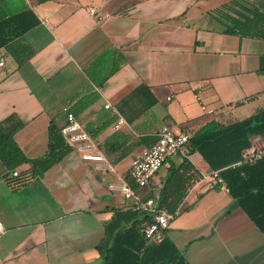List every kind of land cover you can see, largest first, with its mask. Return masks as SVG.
Wrapping results in <instances>:
<instances>
[{
	"label": "crops",
	"instance_id": "obj_1",
	"mask_svg": "<svg viewBox=\"0 0 264 264\" xmlns=\"http://www.w3.org/2000/svg\"><path fill=\"white\" fill-rule=\"evenodd\" d=\"M232 1L0 0V19L36 21L19 39L35 51L27 62L0 48V122L21 118L15 140L36 159L48 151L50 124L63 128L72 112L105 157L85 159L64 135L73 150L38 177L15 176L0 158V264L102 261L97 246L113 210L137 208L120 185L145 149L107 152L113 133L159 137L168 125L192 136L264 109V40L226 34L211 15ZM186 156L201 177L165 234L190 264H264V232L199 152L170 157L147 187L130 184L141 203L156 205L168 169Z\"/></svg>",
	"mask_w": 264,
	"mask_h": 264
},
{
	"label": "trees",
	"instance_id": "obj_2",
	"mask_svg": "<svg viewBox=\"0 0 264 264\" xmlns=\"http://www.w3.org/2000/svg\"><path fill=\"white\" fill-rule=\"evenodd\" d=\"M211 15L224 25L226 34L264 40V0H233L213 10ZM25 18L18 15L0 19V48L7 47L18 65L27 62L35 52L19 41L36 23ZM23 126L24 122L16 113L0 122V158L10 171H17L23 178L38 177L73 150L62 127L52 122L47 153L29 159L15 140V134ZM158 139L156 134L149 133L133 140L131 134L117 131L105 140L103 148L124 153L127 145L130 150L141 146L149 148ZM258 139L264 142V109L241 120L217 124L189 135L187 149L188 153L199 152L212 170L219 171L234 205L242 207L264 232V156L255 163L238 164L242 152ZM24 163H30L31 168L17 170ZM130 177H127L128 182L136 187ZM200 177V172L186 156L180 165L168 169L156 199V212L134 206L115 208L106 223L105 236L97 246L102 261L96 264H190L166 231L161 239H149L144 227L162 210L172 214L174 219L189 189Z\"/></svg>",
	"mask_w": 264,
	"mask_h": 264
},
{
	"label": "built area",
	"instance_id": "obj_3",
	"mask_svg": "<svg viewBox=\"0 0 264 264\" xmlns=\"http://www.w3.org/2000/svg\"><path fill=\"white\" fill-rule=\"evenodd\" d=\"M91 14L95 15L99 20L104 18L97 10L91 9ZM4 61H0L3 65ZM199 85L195 84L194 89H199ZM197 99L200 100V92L195 93ZM264 95V93H263ZM107 107H110L108 104ZM206 109V106H203ZM67 123L62 128V133L68 138L70 143H80L85 150L83 157L85 159L105 160V157L98 151L96 142L91 138L89 133L84 129L81 122H79L72 112H68ZM125 120L121 117L116 123V128H119ZM189 142V134L185 132H175L168 125H164L160 131L158 141L149 148H145L138 154L131 162L130 176L133 181L141 188L147 187L151 179L158 173L163 164L173 156L184 152L187 149ZM264 156V145L258 141L253 142L248 148L242 152V159L239 163L248 162L254 163ZM111 167V166H109ZM14 175L17 176L18 172L15 171ZM212 179H217L223 182L219 175L218 170H212L210 173ZM125 197L134 200L136 207L140 208L142 205L147 210L155 211V200L149 198L141 203V197L134 191L130 183L126 180L120 185ZM173 215L168 212L161 211L157 213L152 222L147 223L144 227V232L149 239H161L163 233L169 228L170 221ZM3 229V224L0 222V230Z\"/></svg>",
	"mask_w": 264,
	"mask_h": 264
}]
</instances>
